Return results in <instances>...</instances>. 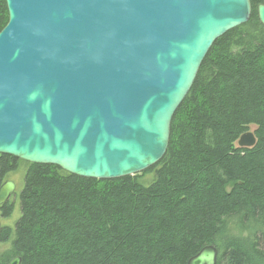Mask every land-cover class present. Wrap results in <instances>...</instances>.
Returning a JSON list of instances; mask_svg holds the SVG:
<instances>
[{"label":"trees","instance_id":"16d2710c","mask_svg":"<svg viewBox=\"0 0 264 264\" xmlns=\"http://www.w3.org/2000/svg\"><path fill=\"white\" fill-rule=\"evenodd\" d=\"M262 2L209 49L150 168L97 179L2 154L1 182L24 169V186L0 205L1 219L20 206L2 223L0 264H187L210 244L217 264H264ZM8 20L0 0V31ZM250 126L256 145L238 147Z\"/></svg>","mask_w":264,"mask_h":264},{"label":"water","instance_id":"95a60500","mask_svg":"<svg viewBox=\"0 0 264 264\" xmlns=\"http://www.w3.org/2000/svg\"><path fill=\"white\" fill-rule=\"evenodd\" d=\"M6 2L0 156L97 179L141 173L163 158L209 49L252 15L251 0ZM257 14L264 26V0ZM256 143L255 131L237 140ZM15 192L0 173V205ZM218 256L206 245L187 264H217Z\"/></svg>","mask_w":264,"mask_h":264},{"label":"rangeland","instance_id":"374dc122","mask_svg":"<svg viewBox=\"0 0 264 264\" xmlns=\"http://www.w3.org/2000/svg\"><path fill=\"white\" fill-rule=\"evenodd\" d=\"M250 129L254 131L256 129V127L255 126H250ZM237 146H238V144H237ZM10 179L15 181V183H16V192L19 193L21 188L24 186V169H22V170L18 171L17 173L13 174L10 177ZM13 199H15V198H13ZM13 199H11V200H13ZM19 211H20V206L18 204V206L15 209V213L12 215V217L2 219L3 220L2 223L3 224L6 223V224L14 225V223L17 221L18 217L20 216Z\"/></svg>","mask_w":264,"mask_h":264},{"label":"bare ground","instance_id":"6f19581e","mask_svg":"<svg viewBox=\"0 0 264 264\" xmlns=\"http://www.w3.org/2000/svg\"><path fill=\"white\" fill-rule=\"evenodd\" d=\"M255 11V10H254ZM6 19V18H5ZM238 32V31H237ZM238 34V33H237ZM264 42V41H263ZM250 131H253V130H250ZM245 133H247V132H245ZM264 138V137H263ZM231 139V138H230ZM227 141V140H226ZM262 143H264V142H262ZM259 146V145H258ZM261 149V148H260ZM254 150V149H253ZM263 151V150H262ZM235 170V169H234ZM237 171V170H236ZM232 173V172H231ZM242 174V173H241ZM232 178V177H231ZM245 181V180H244ZM237 186H239V185H237ZM235 188V187H234ZM233 191V190H232ZM230 193V192H229ZM12 197V196H11ZM217 230V229H216ZM236 241V240H235ZM232 244V243H231ZM214 245V244H213ZM237 248V247H236ZM243 251V250H242ZM218 263V262H217Z\"/></svg>","mask_w":264,"mask_h":264}]
</instances>
